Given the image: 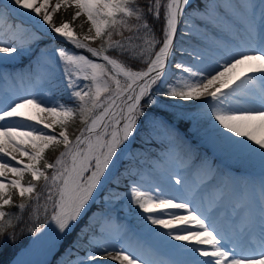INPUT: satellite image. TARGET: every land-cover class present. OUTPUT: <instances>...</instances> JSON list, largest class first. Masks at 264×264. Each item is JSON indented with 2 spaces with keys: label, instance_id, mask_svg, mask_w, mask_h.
Listing matches in <instances>:
<instances>
[{
  "label": "snow or ice",
  "instance_id": "obj_1",
  "mask_svg": "<svg viewBox=\"0 0 264 264\" xmlns=\"http://www.w3.org/2000/svg\"><path fill=\"white\" fill-rule=\"evenodd\" d=\"M190 3L148 0L147 12L155 20H163L162 38L157 39L137 0H0V59L30 52L31 45L40 39L36 32L10 23L13 13L26 15L44 31L56 34L58 40L96 58L65 48L55 50L56 59L63 65L68 100L74 106L54 99L44 88L23 94L0 92V234L5 225L11 226L5 206L13 204V190L21 197L22 202L16 205L21 213L28 207L25 198L38 204L46 193L56 235L70 232L103 186L102 181L117 168L119 153L129 149L140 119L147 117L142 100L148 97L147 103H154L150 97L158 82L165 97L201 102L207 135L223 146L258 157L264 165V0H260L258 18L257 5L251 0L237 5L242 9V24L230 44L206 39L186 53L175 44L179 26L184 27L182 36H194L200 27L207 32V26L217 22L219 9L210 0L186 15ZM72 9L70 21L54 20L55 14ZM82 16L90 26L81 37L71 24ZM130 18L136 24L130 25ZM79 27L83 32L84 24ZM122 30L134 34L123 41L113 40L114 33L123 37ZM97 39L103 40L100 48L86 43ZM133 40L142 43L133 46ZM109 50L145 63L146 69L133 70L107 55ZM177 53L189 56L191 63L176 60ZM77 116L85 127L73 140L68 127ZM148 123L145 130L149 136L163 134L178 139L162 117ZM57 146L64 150L50 163L45 152ZM25 173L31 176L27 184L22 182ZM9 174L13 178L9 179ZM132 174L126 168L115 178L116 187ZM172 179L175 185L185 184L182 178L168 175L167 180ZM41 181L44 193L37 191ZM126 197L130 206L135 205L143 232L184 259L161 257L153 246L139 241L141 255L123 244L117 248L123 239L121 230L100 224L98 238L81 229L78 239L87 240L93 247L85 257L77 255L71 264H92L98 258L118 264H264V182L258 222L248 214L233 219L230 227L218 224L211 207L196 206L195 196L175 195L158 184L146 187L141 181L129 180ZM89 227L91 223L85 226ZM106 230L107 236L103 235ZM75 247L68 249L69 256Z\"/></svg>",
  "mask_w": 264,
  "mask_h": 264
},
{
  "label": "rangeland",
  "instance_id": "obj_2",
  "mask_svg": "<svg viewBox=\"0 0 264 264\" xmlns=\"http://www.w3.org/2000/svg\"><path fill=\"white\" fill-rule=\"evenodd\" d=\"M210 0H207V4ZM248 0H211V3L219 6L218 11L216 12V18L218 15L225 17L228 23L237 31V21L234 17L227 18L223 10H227L230 6L231 10H236L239 17L242 18V9L238 8L237 5H243L247 3ZM252 3L257 5L256 14L257 18L259 17V0H251ZM3 3H7L4 2ZM196 8V7H195ZM193 9V8H192ZM192 9H186V15L192 12ZM237 16V15H236ZM62 17V16H61ZM13 18V19H12ZM12 20L15 19L14 24L20 25L24 28H28L30 31H34L37 35L40 36V39L31 45L30 52H25L20 55L18 58H13L8 60L0 65V92L5 90H14L19 94H23L25 91H31L37 88H44L51 91V94L54 99H59L63 103L74 105L73 101L68 100V92L66 90V77L63 72V65L58 62L55 57V50L59 47L49 41L46 46L44 38L49 32L44 31L39 24L33 23L34 20L29 19L26 15H21L18 13L12 14ZM63 18V17H62ZM181 27L184 30L183 24ZM48 35H53L56 39V34L51 33ZM40 43V45L38 44ZM72 52L85 54L89 56L90 59L96 60V58L91 57V54H86L82 50H69ZM103 62V61H97ZM123 81V77H120ZM81 83H90L88 81H82ZM163 88L160 86V82L157 85H153L151 99L154 101L151 105L147 103L148 97L143 98V104L147 103L150 106V109L143 110L147 114V117H142L138 123V127L134 137L131 140L129 145L128 152L123 155V157L118 158L117 168L112 174L109 181L104 184L99 190L98 194L91 201L95 200L99 206V209L95 210L94 213H98V221L91 226L88 231V236H96L97 238L101 235L98 225L103 224L106 229L110 227H118L121 230V235L123 239L119 244L116 245L117 248L121 247V244L126 246L125 240L128 238L131 241L137 240L143 243L149 242L148 239L152 241L146 234H143V230L140 224V221L136 215L135 205H129L126 193L128 191V183L131 181H141L145 184L146 187H151L154 184L160 185L164 188L165 191L171 192L175 195H182L184 190L177 191L175 189L168 188L162 182L161 176L165 171H172L173 177H176V172L184 171L185 169H193L199 173L201 168L204 172L216 173L220 170V167L223 165V168L229 173L238 175V178H235L234 182L236 184L238 195L235 196V199L239 200L240 198L253 202L258 200L261 204V184L264 182V172L259 173L256 171V167L259 164V158L256 156H251L239 151L220 152L213 153L206 143V120L201 118V114L195 111L190 113L181 110V106L178 102L179 99H173L165 97L161 94ZM159 92V93H157ZM164 97V99H162ZM194 106H201L200 101L189 102ZM143 106V105H142ZM170 108H176L173 112ZM169 118H177L178 121L185 120L189 118L191 124H188L187 131L190 132V135H185L186 132H181L174 127L173 122H169L167 119H164L161 114L167 113ZM154 117H162L164 121L172 128L175 132L181 135L182 141L171 140L169 137L163 134H152L148 135L146 128L149 127V121ZM183 118V119H180ZM85 125L83 124L84 128ZM56 131H60L57 126ZM188 132V133H189ZM137 136V139L135 138ZM70 139H75L71 137ZM189 137H197L195 142H191ZM136 141V144H134ZM57 148V147H56ZM63 147L55 154L54 160L59 156V153L63 151ZM182 152L185 157L179 159L178 161H173L169 158L172 152ZM236 152L241 153L239 156ZM15 162V161H13ZM184 165L183 168H179L178 165ZM187 165V168L185 166ZM130 169L133 173L131 177L126 180V183L121 182L119 188L116 187L114 181L117 176L124 172L125 169ZM223 169V170H224ZM221 170V171H223ZM179 174V173H178ZM27 173H25L23 183L27 184L29 180L26 178ZM173 183L174 179H172ZM226 181L222 184V190L225 188ZM219 190H221L219 184L217 185ZM192 188V187H190ZM193 189V188H192ZM105 190V192H103ZM115 190V191H114ZM117 191V192H116ZM188 191V189H187ZM111 192L113 195H111ZM117 193V194H116ZM17 192L13 190L12 196L16 195ZM115 194V195H114ZM203 194L197 197L198 200L203 198ZM247 198V199H246ZM229 200V199H228ZM113 202V203H110ZM194 204L197 203L196 197ZM255 206H258L254 203ZM196 205V204H195ZM203 208H209L211 205L200 204L199 206ZM83 217V215H82ZM231 218L233 216H230ZM92 225V224H91ZM109 232L106 230L103 235L107 236ZM146 237V238H145ZM148 238V239H147ZM159 240L153 239V243L156 245ZM154 245V246H155ZM153 246V247H154ZM93 246L87 243V240H79L76 251H79L73 258L66 259L63 264H71L75 260L76 256L85 257L90 249ZM86 250L82 253L83 249ZM161 249V248H159ZM68 250V248H67ZM138 255V249L134 251ZM172 253V252H171ZM166 255L165 253H162ZM174 257H178L175 253H172ZM62 259V256H59ZM180 257V256H179ZM58 258V261L60 260ZM65 259V258H63ZM98 264H118V262L112 261L108 258H100Z\"/></svg>",
  "mask_w": 264,
  "mask_h": 264
},
{
  "label": "trees",
  "instance_id": "obj_3",
  "mask_svg": "<svg viewBox=\"0 0 264 264\" xmlns=\"http://www.w3.org/2000/svg\"><path fill=\"white\" fill-rule=\"evenodd\" d=\"M165 2V0H162V4ZM137 3L141 6V8L144 9L145 18L148 22V24L151 26L152 31L155 33L157 39H161V28L163 25V20H155L151 14L147 12V4L148 0H137ZM204 4H207V0H193L190 3V6L188 9L202 7ZM129 24L134 25L136 24V21L134 18L129 19ZM123 31V37L120 35L113 34L112 39L113 40H125L127 37L132 36L134 32H129L127 30ZM135 31V30H134ZM140 35L143 36V31L140 32ZM103 39H107L106 37ZM44 41L48 43L49 41L53 42L56 47L59 48H65L67 50H77L73 45L64 42L62 39H52L50 37H45ZM94 45L97 47H101L103 40L97 39L95 41H91ZM133 46L136 44L142 43V41L133 40L131 42ZM106 46V45H105ZM159 45H157L158 50ZM82 50L86 54V50ZM110 56L113 58H116L120 60L121 62L125 63L126 66H130L133 68V70H143L146 68L145 63H141L139 60H129L127 55H119L115 50H109L107 52ZM144 103V102H143ZM145 105V104H143ZM186 111H195L201 114V106H193L190 108H186ZM188 124H191V120H180L177 121V125L180 128L186 129ZM83 123H81L80 118L77 116V118L69 125L68 132L71 137H75L76 135L80 134V130L83 129ZM61 149V146H57V148H51L46 150L45 152V158L48 160V162H53V158L55 154ZM51 172V170H48ZM26 178L30 181L31 176L30 174L26 175ZM123 181V180H122ZM35 183V182H34ZM37 191L44 193V186L43 181L39 182L37 185ZM111 192V195H113ZM13 204L5 206V211L9 213L10 215L6 217V219L11 220V226L5 225V231L0 234V264H7L11 257L15 254V252L23 246L29 237L33 234V232L39 228L44 221L47 219V217L52 212V204L51 202L46 203V193L41 196V199L39 203H35L34 201L28 200L25 198L23 200L24 203L28 205V207L21 213L20 209L16 207L19 203L22 202L21 197L16 194L12 196ZM99 206L96 203H92L89 209L85 212L83 217L76 222L73 229L65 234V236L62 238V240L59 242L58 248L55 250V252L52 254V256L49 258V260L46 262V264H63V262L66 261V259L72 258L75 256V254L79 251H76V247L73 248V254L69 256L67 248H72L74 244H78V239L81 236V229H85V231H89V228H85L86 225L92 224L91 226H94V224L98 221V213H94L95 210L99 209ZM45 207L47 208V213H45ZM38 217V219H37ZM91 218V221L89 220ZM84 240V239H83ZM81 252V251H80ZM62 256V259L59 256ZM58 258L60 260L58 261ZM65 258V259H63Z\"/></svg>",
  "mask_w": 264,
  "mask_h": 264
},
{
  "label": "bare ground",
  "instance_id": "obj_4",
  "mask_svg": "<svg viewBox=\"0 0 264 264\" xmlns=\"http://www.w3.org/2000/svg\"><path fill=\"white\" fill-rule=\"evenodd\" d=\"M3 1L7 2V0H3ZM72 14H74V9L69 10V11H63L62 10L61 12L55 14L53 18L57 22H59L61 19L66 20V21H70ZM81 23L84 24L83 32H81V29L79 27V25ZM71 26H72L73 30L76 32V34L80 35L82 37L83 34L87 33V29H88V27L90 25L86 22V17L82 16V17L77 18V20L75 22H73L71 24ZM211 26L215 29V32H213V33H210L209 31L206 32L205 31V27H200L194 33V36H182L181 33L183 32V28L180 25L179 28H178L177 37H176V40H175V44H176L177 49L182 48L186 52V50L189 47L193 46L194 48H196V47H198L200 45V42L205 41L206 39H207L208 42L215 41V42H218V43H221V44H224V45L230 44V42H231L230 39H232V37L235 35L236 30L233 29V27L228 23V21L225 19V17H223L221 15L220 16L218 15L217 22L215 23V25H211ZM207 27H210V26H207ZM92 34L94 35V32ZM217 34H221V36H217ZM18 57L19 56L15 57V58H18ZM175 59L179 60L181 62H184V63H191V58L189 56H187V55L181 56V55H179V53H177V55L175 56ZM8 60H12V59H6V58L5 59H0V63H4V62H6ZM170 70H172V69H170ZM180 101L184 102V103H187V102H194L195 100H193V101L180 100ZM175 133L178 135L179 142H181L182 141L181 135L179 133H177V132H175ZM206 140H207L206 141L207 146L210 148V150L213 153H215V152L216 153H220V152H228V153H230L232 151H236V150H233L231 148H228L226 146L221 145L219 142H217L214 138H212L209 135H206ZM124 152L119 153V155L123 154ZM236 154L239 156L241 153L236 152ZM168 156L173 161H178L179 159H183L185 157V155H183L182 152L180 153L178 151L177 152H172ZM23 159H25V161H26V158H23ZM12 163L15 164V162H12ZM223 169L224 168H223V165H222L218 172H216L215 174H211L210 175L211 177L213 176L214 180H215L214 183L211 184L210 186H217L219 184V186L221 188V190H219V188L216 187V191H218L217 197H220L221 195H223L222 196V200L217 203L216 208H218V206H220L222 202H224V204H225V203H227L228 199L235 198V196L238 195V190H237L236 184L234 182L235 178H238V175L231 174L227 170H225V169L223 170ZM221 170H223V171H221ZM256 171L259 172V173L264 172V165L261 164L260 160H259L258 166L256 167ZM11 178H13V177L11 176V174H9V179H11ZM207 178L208 177L202 179L196 185V187L200 186V184H203V183L204 184L202 186H205L208 183V182L205 181V179H207ZM105 181H106V179H104L102 181V185L104 184ZM224 181H226L225 182L226 186L222 190V184H220V183H224ZM100 189H101V187L97 189V191L94 193V197L93 198L96 197V195L98 194ZM183 192H184L183 194L186 193L188 195L189 199H192L193 196H196V195H193L194 194V193H192L193 190H188V191L184 190ZM199 192H200V190H199ZM110 203H113V202L110 201ZM195 204H196V206H198L197 203H195ZM217 211H218V209H215L213 211L214 212L213 215L219 222V221H222L221 217H222L223 213L221 212L220 213L221 216H220L219 214L216 213ZM143 234H145V233H143ZM149 238H151V237H149ZM151 239H152V241L150 239H148V241H149L148 244L151 245V246H154L155 245L153 243V239L154 238H151ZM56 242H57V238H53L51 240V242L48 244V247L46 248V251L44 253L43 260H42L41 264L44 262L45 258L50 254V252L52 251V249H53L54 245L56 244ZM171 243L175 244V243H179V242L172 241ZM125 244H126V247H129L130 249L135 250L136 245H137V240L133 239L131 241L130 239L127 238L125 240ZM155 247L156 248H161L160 251H158L160 255H163L162 253H165V254H167L169 256H172V253H174V251L171 248H169L168 245L165 244L162 241L157 242ZM138 251H139V253L141 252L140 249H138ZM137 255H138V253H137ZM182 259H184V258L183 257L176 258L177 261L182 260ZM99 261H100V258H98L97 260L92 262V264H98Z\"/></svg>",
  "mask_w": 264,
  "mask_h": 264
},
{
  "label": "water",
  "instance_id": "obj_5",
  "mask_svg": "<svg viewBox=\"0 0 264 264\" xmlns=\"http://www.w3.org/2000/svg\"><path fill=\"white\" fill-rule=\"evenodd\" d=\"M34 23L36 22L34 21ZM88 44L94 47L90 43ZM50 216L41 227L34 231L26 244L17 250L8 264H41L46 248L51 240L53 238H57L58 240L63 235L61 234L59 237L56 235L54 230L55 225L50 221Z\"/></svg>",
  "mask_w": 264,
  "mask_h": 264
}]
</instances>
